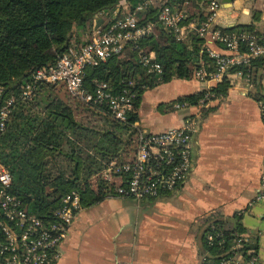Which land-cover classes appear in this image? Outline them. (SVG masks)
<instances>
[{"label": "trees", "instance_id": "trees-1", "mask_svg": "<svg viewBox=\"0 0 264 264\" xmlns=\"http://www.w3.org/2000/svg\"><path fill=\"white\" fill-rule=\"evenodd\" d=\"M119 1L0 0L3 96L18 95L35 69L54 63L70 46L85 43L89 37L82 34L88 33L92 25H107L110 21L104 23V18L95 15ZM125 1L127 10H134L140 0ZM209 1L166 0L165 3L183 7L185 16L180 19L181 24L193 21L199 25L207 20ZM158 11L159 5L137 10L138 22H153V31L129 42L120 53L84 70L83 81L88 89H93L96 81H106L113 93L126 89L132 94V109L125 119L115 118L105 103L80 100L69 91L55 90L54 84H40L33 99H17L7 128L0 133V160L12 174L10 190L22 199L29 212L51 221L54 209L71 190L79 193L83 207L116 194L114 183L104 180L99 172L113 158L123 161L132 158L138 131L135 121L139 119L143 92L172 78H190L200 67L207 73L216 69V58L207 51L205 39L194 29H189L184 39L177 38L171 28L158 20ZM120 15L122 12L117 13ZM218 27L223 31L254 33L257 41L264 43V34L258 33L252 23ZM216 44L224 47L222 42ZM247 49V40L239 39L238 50ZM149 54L153 56L150 62L160 63V71L149 70V64L143 63L142 56ZM238 71L249 78L254 87L250 94L264 108V53L248 62L231 65L211 87L212 97L226 94L229 73ZM205 91L206 88L179 96L167 103V107H172L175 100L196 103ZM261 115L264 120V112ZM241 217V213H235L232 218L212 214L203 220L198 235L205 251L202 264L232 258L237 251L243 260L257 256L256 238L243 237L240 247H232L237 235L244 231ZM3 239L0 226V241ZM0 264H5L1 253Z\"/></svg>", "mask_w": 264, "mask_h": 264}, {"label": "crops", "instance_id": "crops-1", "mask_svg": "<svg viewBox=\"0 0 264 264\" xmlns=\"http://www.w3.org/2000/svg\"><path fill=\"white\" fill-rule=\"evenodd\" d=\"M217 1L213 24L252 23L264 34V0ZM127 8V1L120 0L95 17L111 22ZM205 45L228 52L209 39ZM229 76L226 94L203 108L192 139V167L183 182L157 197L114 194L82 207L54 264H202L205 251L198 235L203 220L235 213L242 215L244 237L257 239L258 264H264V194L256 197L264 172V120L259 101L250 94L252 83L240 73ZM215 83L193 75L146 89L135 125L148 131L181 125L197 106L174 108L167 103Z\"/></svg>", "mask_w": 264, "mask_h": 264}, {"label": "built area", "instance_id": "built-area-1", "mask_svg": "<svg viewBox=\"0 0 264 264\" xmlns=\"http://www.w3.org/2000/svg\"><path fill=\"white\" fill-rule=\"evenodd\" d=\"M165 1L140 0L134 10L122 12L107 25H94L85 43L70 46L54 63L35 69L18 95L4 97L0 87V133L7 128L17 99H31L40 84L64 83L73 96L92 104L105 103L115 118L125 119L127 112L132 109V94L126 89L113 93L106 81H96L94 88L88 89L84 85L83 74L88 65L100 63L120 53L129 42H135L153 31V22L141 24L136 16L137 10L149 5H159L158 20L171 28L177 38L184 39L187 31L194 29L205 40L223 43L224 49L228 51L226 53L206 46L209 54L216 58V69L207 73L203 67L198 68L194 75L202 81L214 80L217 83L231 65L248 62L251 57L264 53V43H259L254 33L223 31L213 24L219 6L217 0L209 1L207 20L199 25L193 21L181 24L179 21L185 16L183 7H172ZM239 39L247 40V50H238ZM152 57V54L143 55V63L149 64V70L160 71V63L150 62ZM247 81L251 83L249 78ZM214 85H207L204 95L196 103L187 100H175L172 103L174 108L192 104L197 106L195 111L185 116L181 125L160 131L138 128L132 158L127 161L113 158L106 163L99 175L114 183L116 195L137 199L157 197L165 191L176 189L183 182L192 167V139L199 127L203 108L208 106L210 100L217 98L212 97L210 91ZM260 109L262 114L264 108L261 104ZM114 177H118L119 181L115 182ZM12 182L10 170L0 161V226L4 234V239L0 241V253L5 264H54L61 255L62 240L68 235L74 218L83 207L79 193L76 190L65 193L60 205L53 211V220L46 221L26 209L22 199L10 190ZM263 194L264 172L260 176V189L256 197ZM243 237V233L238 234L232 247H240ZM209 239L212 240L211 235ZM231 262L258 264V258L251 255L243 260L242 254L237 251L234 257L222 258L212 264Z\"/></svg>", "mask_w": 264, "mask_h": 264}, {"label": "rangeland", "instance_id": "rangeland-1", "mask_svg": "<svg viewBox=\"0 0 264 264\" xmlns=\"http://www.w3.org/2000/svg\"><path fill=\"white\" fill-rule=\"evenodd\" d=\"M88 33H83L82 35L84 36V38H87L89 37L90 33H91V28L90 30L87 31ZM55 90H60L61 92L63 91H68L67 88H66V85L64 83H57V84H54L53 85ZM33 99V98H32ZM1 161V160H0ZM3 163V162H2Z\"/></svg>", "mask_w": 264, "mask_h": 264}]
</instances>
